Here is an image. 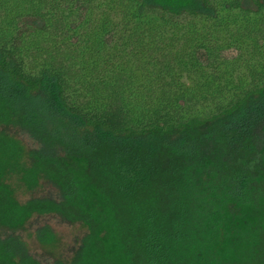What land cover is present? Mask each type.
Wrapping results in <instances>:
<instances>
[{"label":"trees","instance_id":"1","mask_svg":"<svg viewBox=\"0 0 264 264\" xmlns=\"http://www.w3.org/2000/svg\"><path fill=\"white\" fill-rule=\"evenodd\" d=\"M0 264H264V0H0Z\"/></svg>","mask_w":264,"mask_h":264},{"label":"rangeland","instance_id":"2","mask_svg":"<svg viewBox=\"0 0 264 264\" xmlns=\"http://www.w3.org/2000/svg\"><path fill=\"white\" fill-rule=\"evenodd\" d=\"M14 196L23 201L33 193H28L14 179H8ZM37 194V192H35ZM45 227L40 236H36L38 228ZM84 226L79 223L67 224L55 220L50 215L32 216L25 223L21 238L27 249L36 257L45 259L56 257L66 259L71 248L79 241L84 233Z\"/></svg>","mask_w":264,"mask_h":264}]
</instances>
